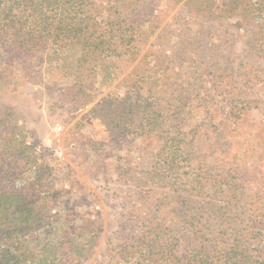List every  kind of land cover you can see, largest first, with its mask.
Wrapping results in <instances>:
<instances>
[{"label": "rangeland", "instance_id": "1", "mask_svg": "<svg viewBox=\"0 0 264 264\" xmlns=\"http://www.w3.org/2000/svg\"><path fill=\"white\" fill-rule=\"evenodd\" d=\"M93 1L98 21L117 13L131 22L127 46L83 67L69 42L32 70L8 66L0 53V70L15 77L0 82V184L29 187L23 206L42 212L9 251L55 244L68 228L84 241L95 229L80 264H133L119 253L152 224L176 232L198 220L179 191L192 169L241 184V211L264 214V0ZM143 72L153 78L139 80ZM103 97L155 109L162 125L143 135L127 125L113 138L97 105ZM178 122L180 168L163 189L144 172ZM6 131L21 144L14 151Z\"/></svg>", "mask_w": 264, "mask_h": 264}, {"label": "trees", "instance_id": "2", "mask_svg": "<svg viewBox=\"0 0 264 264\" xmlns=\"http://www.w3.org/2000/svg\"><path fill=\"white\" fill-rule=\"evenodd\" d=\"M96 11L93 0H0L3 62L31 70L41 68L50 48L54 49L50 53L57 55L64 45L73 42L81 48L78 63L85 67L89 62H96L97 53L127 46L131 35L125 33V26L131 22L117 13L98 21ZM113 45L116 47L112 48ZM11 72L5 73V68L0 70V82L14 80ZM136 75L143 81L153 78L152 74L144 72ZM108 99L103 97L97 105L105 114L103 120L113 138H122L128 130L127 125H134L138 135L161 127L163 115L157 110L140 102H130L129 98L121 99L115 107L113 100ZM173 128L159 150L155 165L144 172L147 180H157L163 189L173 185L166 178L180 168L181 144L185 141L182 123H176ZM8 134V141L12 144L10 151H14L21 144L14 142L12 131ZM183 166L191 167L189 164ZM201 171L192 169V175L179 189L189 210L194 211V215L199 214L198 220L184 231L176 232L175 225L155 222L149 230L136 236L129 251L122 248L119 254L123 262L129 254L133 264H264V214L253 217L241 211L240 204L246 200L239 191L241 184ZM2 185L0 264H80L91 254L95 229L89 230L86 239L80 241L75 230L70 232L69 228L55 244L47 242L39 248L30 250L25 247L24 251L10 252V241L19 242L21 236L42 219V212L23 206L30 200V192H23L29 187L16 191Z\"/></svg>", "mask_w": 264, "mask_h": 264}]
</instances>
